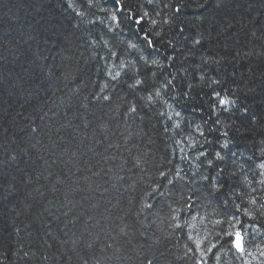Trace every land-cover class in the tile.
<instances>
[{"label":"trees","instance_id":"16d2710c","mask_svg":"<svg viewBox=\"0 0 264 264\" xmlns=\"http://www.w3.org/2000/svg\"><path fill=\"white\" fill-rule=\"evenodd\" d=\"M121 4L0 0V264H264V0Z\"/></svg>","mask_w":264,"mask_h":264},{"label":"snow or ice","instance_id":"6c2138e0","mask_svg":"<svg viewBox=\"0 0 264 264\" xmlns=\"http://www.w3.org/2000/svg\"><path fill=\"white\" fill-rule=\"evenodd\" d=\"M113 6H114L117 10H120V9H122V7H123L122 4H121V0H113ZM112 18H113V19H116L115 13H113V17H112ZM141 22H142L141 19H137V20L135 21V23H141ZM149 43H151V42L149 41ZM153 63H156V61H153ZM119 76H120V73L117 72V73L115 74V76H113L112 78H113V79H117ZM141 83H142V81L137 80V81L135 82V85H132L131 87L138 86V85H140ZM158 94H159V93H157V95H158ZM217 95H219V94L217 93ZM103 99L107 100L108 97L105 96V97H103ZM228 103H229V101L226 100V99H221V100H220V104H221V105H226V104H228ZM131 110H132V111H135L134 108L131 109ZM217 155H219V154H217ZM164 175H165L164 173H161V176H164ZM241 239H242L241 232L237 231V232L234 234L233 245H234V247H236L238 250L243 251L242 244H241Z\"/></svg>","mask_w":264,"mask_h":264}]
</instances>
